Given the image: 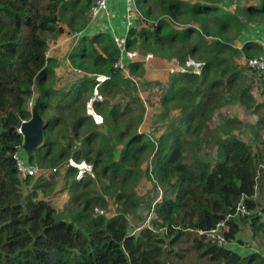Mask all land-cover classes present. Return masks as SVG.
I'll return each instance as SVG.
<instances>
[{"label":"trees","instance_id":"16d2710c","mask_svg":"<svg viewBox=\"0 0 264 264\" xmlns=\"http://www.w3.org/2000/svg\"><path fill=\"white\" fill-rule=\"evenodd\" d=\"M93 1L0 0V264H184L178 246L185 241L209 264H264V214L228 219L243 196L254 206L250 197L258 190L264 195V114L248 125L255 128L250 141L235 133L244 125L239 118L223 121L220 134H207L227 90L256 112L264 106L253 86L244 85L246 68L257 74L247 61L262 52L263 43H235L251 23L264 21V0H137L142 24L129 30L127 49L176 58L182 65L189 58L204 62L202 74H170L162 101L180 99L172 107L181 113L159 137L140 128L146 105L136 82L115 67L122 53L109 32L82 36L70 59L84 74L54 87L49 36L66 32L61 21L69 7L74 23L82 19V31ZM126 64L131 73L145 75L142 62ZM99 74L110 79L99 82ZM97 84L102 99L94 98ZM34 97L45 121L44 141L27 158L41 168L66 166V212L40 197L39 190L54 181L39 177L26 193L33 176L23 179L16 165L24 144L20 128L32 116ZM92 98L101 124L87 111ZM168 113L165 107L163 118ZM209 140L217 146L211 160L193 150ZM70 159L92 164L94 176L85 172L78 178ZM148 159L146 173L157 193L151 198L138 190ZM158 185L163 195L154 205ZM112 204L117 212L109 215ZM143 208L155 215L150 225L133 231L131 216ZM226 219L228 241H235L244 222L262 247L246 249L242 239L244 248L222 246L198 233Z\"/></svg>","mask_w":264,"mask_h":264},{"label":"rangeland","instance_id":"374dc122","mask_svg":"<svg viewBox=\"0 0 264 264\" xmlns=\"http://www.w3.org/2000/svg\"><path fill=\"white\" fill-rule=\"evenodd\" d=\"M244 4H245V1H244ZM232 6L233 5H231L230 8ZM102 14H100L97 18H99ZM62 17L63 19L61 21V24L66 28V32L57 37L49 36L48 55L49 57L53 58L56 61V67H55V72H54L55 78H56V68L59 65L58 62H60V66H61L63 65L64 61L69 63V60H70V64L73 65L70 57L68 56L67 58L66 56L68 52H70V50L73 48V45H75V43L77 45V43H79L80 41L78 40V36H79V32L81 31H77V29H78L79 23L81 25L82 19H80V22L74 23L73 10H71L70 7L68 10L63 11ZM104 17L105 15L102 16L100 19ZM123 24L125 27V32L119 35V37L122 40H125L127 37V33H128V27L126 23L123 22ZM91 26L96 27L95 25H91ZM106 29H108L107 26L105 27V30ZM263 40L264 38L260 39L262 43H264ZM59 42L61 43L59 44V46L56 47L55 44ZM124 54L128 56L130 61H138V62L143 63V66L145 69V75L143 77L139 76L138 74L131 73L127 64L125 65L124 74L131 77L136 82L139 88V91H140L139 93L146 105V113L144 116V121L140 128L142 130L147 131L149 134H153L155 137H159L162 134L163 130L166 129V123L172 119L178 118L181 113L180 108L172 107L174 102H178L180 99L168 100L166 104H164L162 101V96L167 91L168 86H169L170 74L173 72H180V71L182 72L189 71V72H193L197 74H202L201 68L204 62L199 61L195 58H189L186 61V63L182 65L180 61L176 58L166 59V58L158 57V56L153 55L152 53H149V52L146 53V50L137 48V47H133L130 50L127 49L126 47V51ZM123 60L125 63H127V58L124 55H123ZM75 69L77 71H81L80 69H77V68ZM82 73L84 74L83 71ZM244 76H245L244 85L246 84V82H247V85L249 84L252 85L253 90H254L253 92L258 102L264 104V93H261V90L262 92H264V85L262 84V81L259 80L256 73L254 74V72L250 71V69L248 68H246ZM70 77H72V74ZM52 82L54 83V81ZM62 85L64 84H61V85L57 84L58 87H61ZM95 90H96V87L94 89V95H95L94 98L97 97V95L95 94ZM186 99L187 98H182L181 102L185 101ZM165 107H169V113L165 118H163L162 115H163ZM30 109L32 110L31 107ZM90 112L91 114L96 115L95 121L97 123V120H99V116L95 113V111L92 108H90ZM262 114H264V106L260 109L259 112H256V110L253 107L249 108L237 98L231 97V89L227 90L225 92V98L221 104V107L215 112V114L212 115V119L208 121L209 130H207V134H210V135L220 134L221 131L219 130V126L223 121H226L227 119L239 118L241 121H243L244 125L243 126L241 125V127L236 128L235 133L239 137L245 139L246 141H250V139L252 138V133H254L255 131V128H250L248 125L257 124ZM100 117L101 119H103V116L101 114H100ZM263 135H264V132H263ZM216 148L217 146H215L214 143L211 142V140H209V142H204L199 147L194 146L193 150H201L200 153H202V155H204L206 158L211 160ZM22 155L26 157V160L28 159L24 151L22 152ZM149 159L143 165V170L145 173L147 172V166H149V163L151 161V160L149 161ZM75 162L76 161L72 159L69 160V164L74 167L77 166ZM80 163L81 162H78V164ZM65 167L66 166H60V169L58 171H54V168L39 167V171L35 175H33V179H31L29 184L25 186L24 191L26 193L29 192V190L32 189L37 178L42 177V176L45 178H48L54 181L55 185L52 188L48 187L46 191L44 188L40 189L39 190L40 197L47 198L48 200H50L52 204L56 206L60 212H64V211L66 212V207L69 204L71 193L69 191V188L65 187L66 185V182L64 180ZM92 170H93V166H92ZM54 175H55V178H52V176ZM138 190L141 195H149L150 198L152 196H156L157 194L154 191L152 181L149 178V175H147V173L144 175L142 179V183L140 184ZM159 193L161 194V192ZM262 200L264 203V195L261 194L258 190L257 201L261 203ZM146 210L147 209H144V208L143 210L139 209L136 214L131 216V224H132L133 231H134V228H136L137 226L139 227L143 225L148 219ZM116 212H117V207L115 206V204L111 205V210L108 213L107 211H105V213L109 215H113ZM241 227L242 229L240 233L237 235V238L235 239V241L233 240L234 242H236L240 246H243L241 245L242 243L239 240L242 239L246 241L247 242L246 249L250 248L252 250L254 249L258 250L259 246L262 247L261 246L262 240L260 237L256 238L257 243L252 238L253 234L251 232V228L249 224L243 222ZM226 230H228V227L226 228ZM228 242L233 243L231 241H228ZM230 246H234V243L231 244ZM178 248L179 250L181 248L184 249L183 251L185 254L184 256H186L184 264H209L208 258L199 257L196 250H194V248L192 247V242L190 241L182 242L178 246Z\"/></svg>","mask_w":264,"mask_h":264},{"label":"built area","instance_id":"2783aa9c","mask_svg":"<svg viewBox=\"0 0 264 264\" xmlns=\"http://www.w3.org/2000/svg\"><path fill=\"white\" fill-rule=\"evenodd\" d=\"M108 4H109L108 0H94L90 8L91 20L93 21L102 13H107L109 11ZM125 13H126L125 22L128 27V33H129V30L133 27H141L143 15H142V11L139 5L137 4V0H126V12ZM128 33H127V37H128ZM127 37L125 40H122L120 37H116V36L114 37V41L116 42V44L118 45L122 53V58H120V60L115 63V67L120 68L123 71H125V65H126L123 60V55L126 51ZM263 46H264V43H263ZM247 63L249 66L257 70L258 78L260 81H262V84L264 85V48L260 54L252 58H249ZM106 79H110V76L106 74H99L97 76V80L99 82H103ZM98 86L99 84H97L96 90H95V94L97 95L96 98L102 99L103 96L99 93ZM33 105H34V101L33 99H31L29 101V106L33 107ZM99 122L102 123L103 119L99 120ZM23 151L24 150L21 147V149L15 154V157H16V165L18 168V172L23 179H26L29 176L35 175L39 171L40 166L27 161L28 159L26 160V157L22 155ZM75 164L79 168H81L79 169L78 174H77L78 178L82 177L85 172H88L89 174L94 175L93 170H92V164H89L87 162H83L81 164H78L77 162H75ZM54 171H56V168H54ZM150 177L152 178L153 181H156L153 175H150ZM157 192H158V198L154 202V205L157 201L161 199L163 195V189L159 185L157 186ZM159 192H161V194ZM257 196H258V192H256L254 196L250 197V199H254L256 202V205L254 206L249 205L247 201L245 200V197L243 196L240 202L238 203L236 210L234 211V214L229 215L228 219L229 218L234 219L235 217L244 219V218H250L255 215H258V216L263 215L264 214V206H263L264 203L261 202L259 204V202L257 201ZM96 211L99 213H104V210H102L101 208H96ZM153 215H154V212L149 213L148 219L146 220L148 224L150 223V220L152 219ZM226 228H227V219L219 222L212 229H209V230L200 229L198 230V233L202 235H206L207 238L218 243L219 245L225 246L228 243L227 236H226Z\"/></svg>","mask_w":264,"mask_h":264},{"label":"crops","instance_id":"0c3cea01","mask_svg":"<svg viewBox=\"0 0 264 264\" xmlns=\"http://www.w3.org/2000/svg\"><path fill=\"white\" fill-rule=\"evenodd\" d=\"M108 1H109V4H108L109 11L107 13L102 14L99 18H97L94 21L90 20L87 26L81 32H79L78 40H80L81 37L84 35L92 36L93 34L98 33V32H109V34L113 37L114 36L119 37V35L125 32V27H124L123 22L126 23L125 22L126 0H108ZM233 1L234 0H232V2ZM235 2L241 3L240 0H236ZM234 7H235V4L231 8H234ZM104 15L105 17L100 19ZM104 23L107 25H105ZM91 25H95L96 27H92ZM106 26L108 27V29L105 30ZM246 29L247 30L243 32V34L237 39V41H235V43L237 44V47H241L248 40L258 41L261 38H264V21L263 22H253ZM60 43L61 42L55 44V46L56 47L59 46ZM75 45H73V48L70 50V52H68L66 56L67 58L68 56L70 57L72 52L78 51L80 49V41L79 43H77L76 46ZM124 56L127 58V62L130 61V59L128 58L126 54H124ZM58 63L59 65L56 68V78L54 80L55 88L65 87L83 75L82 71H77L73 67V65L70 64V60H69V63L64 61L63 65L61 66H60V62ZM71 74H72V77H70ZM57 84L58 85L64 84V85H62L61 87H58ZM34 99L35 97L33 98V101ZM93 101L94 99H92V101H90L87 105V111L89 114H91L90 108H92L95 111L93 107ZM95 113L100 116V114H98L96 111ZM91 115L94 117V119L96 118L95 114H91ZM97 123L101 124L99 120H97ZM142 131H145V130H142ZM137 229L139 230V227ZM233 243H234V246L232 247L234 248L244 247V246L238 245L236 242H233ZM233 243H230L229 245Z\"/></svg>","mask_w":264,"mask_h":264},{"label":"water","instance_id":"95a60500","mask_svg":"<svg viewBox=\"0 0 264 264\" xmlns=\"http://www.w3.org/2000/svg\"><path fill=\"white\" fill-rule=\"evenodd\" d=\"M39 99L32 107V116L29 120H24L20 131L24 134V144L22 145L26 155L29 156L35 149H37L44 141V127L45 121L39 114L38 110ZM26 198H23L19 205H24Z\"/></svg>","mask_w":264,"mask_h":264},{"label":"clouds","instance_id":"9594fccd","mask_svg":"<svg viewBox=\"0 0 264 264\" xmlns=\"http://www.w3.org/2000/svg\"><path fill=\"white\" fill-rule=\"evenodd\" d=\"M122 58V57H121ZM126 64V63H125ZM33 99V98H32ZM37 100V99H36ZM34 106V105H33ZM32 108V107H31ZM23 149V148H22ZM75 161V160H74ZM83 162H86V161H82L81 163H83ZM78 163V162H77ZM80 163V164H81ZM88 163V162H87ZM90 164V163H89ZM77 168H79L78 166H76ZM84 167V166H83ZM81 169V168H80ZM79 171V170H78ZM87 171V170H86ZM91 175V174H90ZM93 176V175H92ZM262 203H263V200H262ZM260 204V203H259ZM155 215V214H154ZM154 215L152 216V218L154 217ZM152 220V219H151ZM151 220H150V223H151ZM150 223L148 224L147 222H145V225H150ZM140 229V228H139ZM229 243V242H228ZM227 243V244H228Z\"/></svg>","mask_w":264,"mask_h":264}]
</instances>
